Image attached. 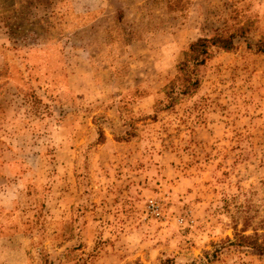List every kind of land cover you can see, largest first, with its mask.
<instances>
[{
  "label": "rangeland",
  "instance_id": "rangeland-1",
  "mask_svg": "<svg viewBox=\"0 0 264 264\" xmlns=\"http://www.w3.org/2000/svg\"><path fill=\"white\" fill-rule=\"evenodd\" d=\"M263 43L264 0H0V264H264L226 242L264 211Z\"/></svg>",
  "mask_w": 264,
  "mask_h": 264
},
{
  "label": "trees",
  "instance_id": "trees-1",
  "mask_svg": "<svg viewBox=\"0 0 264 264\" xmlns=\"http://www.w3.org/2000/svg\"><path fill=\"white\" fill-rule=\"evenodd\" d=\"M247 22L238 26L233 32L226 35L213 34L211 36H198L187 44L183 52V59L178 64L180 82L167 83V89L180 88V93H187L193 90L198 84L196 67L203 64L208 57L211 47H218L230 50L234 47V40L237 37H245L248 29ZM246 47L250 48L249 43ZM257 52L264 53V43L257 44ZM175 78L178 80V76ZM173 99V96H171ZM242 202L235 201L233 207L234 215L231 218V238H226L227 245L235 248L253 249L260 254H264V211L257 219L259 205L252 201L254 191H249ZM264 208V203L262 204ZM256 219V220H255ZM240 223V226L238 224ZM249 231V232H247Z\"/></svg>",
  "mask_w": 264,
  "mask_h": 264
},
{
  "label": "crops",
  "instance_id": "crops-1",
  "mask_svg": "<svg viewBox=\"0 0 264 264\" xmlns=\"http://www.w3.org/2000/svg\"><path fill=\"white\" fill-rule=\"evenodd\" d=\"M105 48H106V47H105ZM100 49H102V47H101ZM86 53H87V54H88V53L90 54V53H92V52H90V50H89V52L87 51ZM151 96H152V94L150 95V97H151ZM150 97L147 96V98H150ZM144 100H146V99H143V101H144ZM142 105H143V103H142ZM17 235H19V233H13V234H12V233H9V234H6L5 236H8V237L12 238V237H16Z\"/></svg>",
  "mask_w": 264,
  "mask_h": 264
},
{
  "label": "built area",
  "instance_id": "built-area-1",
  "mask_svg": "<svg viewBox=\"0 0 264 264\" xmlns=\"http://www.w3.org/2000/svg\"><path fill=\"white\" fill-rule=\"evenodd\" d=\"M152 207H153V205H152V203H150V204H149V208L152 209Z\"/></svg>",
  "mask_w": 264,
  "mask_h": 264
}]
</instances>
